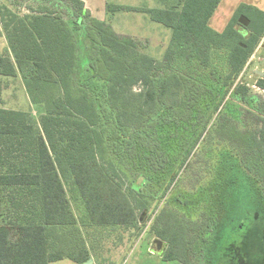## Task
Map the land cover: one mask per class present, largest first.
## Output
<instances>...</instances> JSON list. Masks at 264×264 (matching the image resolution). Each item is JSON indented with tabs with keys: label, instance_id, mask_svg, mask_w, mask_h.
<instances>
[{
	"label": "trees",
	"instance_id": "1",
	"mask_svg": "<svg viewBox=\"0 0 264 264\" xmlns=\"http://www.w3.org/2000/svg\"><path fill=\"white\" fill-rule=\"evenodd\" d=\"M222 1L109 5L112 13H146L171 30L161 60L144 52L135 37L93 16L82 0H50L22 15L0 6L9 45L0 52V75L20 74L32 102L45 108L36 120L29 111L0 107V189L12 208V217L0 222V264L64 258L83 264L90 259L84 227H137L149 202L142 191L147 175L133 177L134 154L136 147L147 149L146 130L164 112L170 119H191L203 115L198 108L205 104L203 128L216 116L221 136L246 145L251 156L244 163L264 182V105L260 124L245 133L223 111L230 98L250 93L236 81L264 37V10L243 2L217 30L211 19ZM242 14L251 21L248 27L239 22ZM86 40L81 66L80 43ZM2 88L0 82V97ZM199 138L187 146L182 165ZM167 226L176 237L164 235L180 251L163 255L184 261L189 242L183 237L193 225L181 218ZM240 263L259 264L244 258Z\"/></svg>",
	"mask_w": 264,
	"mask_h": 264
},
{
	"label": "rangeland",
	"instance_id": "2",
	"mask_svg": "<svg viewBox=\"0 0 264 264\" xmlns=\"http://www.w3.org/2000/svg\"><path fill=\"white\" fill-rule=\"evenodd\" d=\"M49 2L0 0V6L7 4L22 15L30 12V5ZM118 2L121 1L88 0L90 12L103 21L114 19L109 5ZM127 2H133L139 7L169 8L180 5L182 0ZM243 2L264 10V0H223L211 19V25L217 30H223ZM134 12H121L117 17L124 14L131 19L136 18L137 23L133 27H137L141 24L139 17L144 14ZM146 18L150 19L148 15ZM149 21L164 31L157 34L156 30L154 36L150 35L154 37L151 40L139 36H135V39L144 52L161 60L168 47L165 44L171 30ZM116 27L119 29L118 25ZM0 33V52L6 53L9 45L1 22ZM80 44L82 66L86 61L85 49L88 43L86 40ZM254 55L236 81L247 85L250 93L244 99L230 98L226 110H223L232 117L233 125L244 133L256 129L260 124L258 115L264 105V89L259 85L260 75L256 73V70L264 71V37ZM0 82L3 87L0 107L29 111L36 120L39 119L45 110L44 105L32 102L20 74L14 77L0 75ZM215 102L210 100L211 105ZM200 108L204 116L207 112L205 104ZM194 114L191 119L175 120L168 118V113L164 112L158 114L157 120L160 122H157L156 127L147 128V149L140 152L136 147V170L135 174L132 170V174L134 178V175H147L142 191L149 206L139 211L137 227L83 228L90 259L94 260V264H242L241 258L261 264L264 256V182L257 179L249 168L250 162L244 163L245 156L249 154L246 145L222 137L217 128L219 125L215 126L216 116L208 127L203 128V121L200 120L202 116ZM170 117H173L172 114ZM198 136L197 145L182 165L187 146L190 148L191 142ZM7 195V191L0 189V222H7L12 217ZM73 207L79 215V210ZM181 218L193 225L183 237L189 242V248L187 251L182 250L184 261L181 258L166 259L164 252L175 256L174 253L180 251L179 246L171 247L167 236L173 239L176 234H171L167 224H176ZM156 229L167 236L160 238L154 232ZM50 264L79 263L64 258Z\"/></svg>",
	"mask_w": 264,
	"mask_h": 264
},
{
	"label": "crops",
	"instance_id": "3",
	"mask_svg": "<svg viewBox=\"0 0 264 264\" xmlns=\"http://www.w3.org/2000/svg\"><path fill=\"white\" fill-rule=\"evenodd\" d=\"M82 1L85 2V7L90 12L88 0H82ZM118 1H121V2H118L117 3L118 5L139 7V5L133 4V2H127V1H133V0H118ZM140 7H144V6H140ZM149 7H151V6H149ZM163 8H164V6H163ZM121 12H125V13H128V12L129 13H135L132 10H129V11L128 10H126V11L125 10H121V11H117V12L111 13L112 16H114V19H111L110 18L109 20H106V22L110 23L113 26V28L116 30V32H118L120 34H127V35H131L133 37H135V36L138 37L139 36L138 38H141L142 37L144 39L151 40L154 37H151L150 35H153L154 36L156 34V30H157V34H160V31L161 32L164 31V29L162 27H159V26H156V25H151V23H150L149 20H151V21H153V20L149 17V15H148V17L150 19H147L146 18V16H147L146 13H143L144 14V15H142L143 17H139V18H141L139 20V23H141V24L140 25H137V27H133L134 24L137 23V19L136 18L131 19L128 15H124V14L123 15H119V17H117V14L118 13H121ZM138 13H140V12H138ZM125 19H126V22L124 21ZM153 22L154 23H158L161 26H164L163 24H161L159 22H156V21H153ZM116 25L119 26V29L116 27ZM136 29H137V31H136ZM134 31L136 33L139 32V34H135ZM167 36H168V38H167V41H166V44H165L166 46L169 45L171 35L169 36L167 34ZM157 38H162V37L157 36ZM158 40H161L162 41V39H158Z\"/></svg>",
	"mask_w": 264,
	"mask_h": 264
},
{
	"label": "water",
	"instance_id": "4",
	"mask_svg": "<svg viewBox=\"0 0 264 264\" xmlns=\"http://www.w3.org/2000/svg\"><path fill=\"white\" fill-rule=\"evenodd\" d=\"M239 22L245 27H248L251 23L250 19L244 14L239 17ZM256 73L259 74L261 77H264V71L256 70ZM83 264H94V260L91 258Z\"/></svg>",
	"mask_w": 264,
	"mask_h": 264
},
{
	"label": "built area",
	"instance_id": "5",
	"mask_svg": "<svg viewBox=\"0 0 264 264\" xmlns=\"http://www.w3.org/2000/svg\"><path fill=\"white\" fill-rule=\"evenodd\" d=\"M255 56V55H254Z\"/></svg>",
	"mask_w": 264,
	"mask_h": 264
}]
</instances>
